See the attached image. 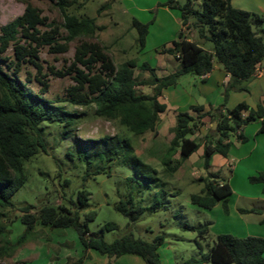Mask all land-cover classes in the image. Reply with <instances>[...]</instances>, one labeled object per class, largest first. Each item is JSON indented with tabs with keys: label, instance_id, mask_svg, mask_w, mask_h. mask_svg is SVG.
Returning <instances> with one entry per match:
<instances>
[{
	"label": "trees",
	"instance_id": "trees-1",
	"mask_svg": "<svg viewBox=\"0 0 264 264\" xmlns=\"http://www.w3.org/2000/svg\"><path fill=\"white\" fill-rule=\"evenodd\" d=\"M19 1L26 4L25 11L0 26V206H13L12 195L27 179L25 162L45 150L41 125L47 121L60 124L63 139L74 138L76 151L86 163V176L103 172L111 175L113 165L119 162L134 169V175L128 176L127 181H135L143 186V196L145 189L154 191L153 201L149 206L142 205L134 195H128L115 204L117 211L131 221H136L145 210L155 212L165 207L164 198L168 191L160 185L159 170L140 157L127 133L137 136L149 132L158 133L160 113L166 109L159 96L164 87L175 84L182 75L206 74L218 62L236 81L250 78L258 64L264 61L263 16L234 7L232 0H200L201 8L195 7L197 0H186L184 3L168 0L170 7L180 9L182 25L186 29L194 30L197 39H189L186 32L181 31L170 46L162 48L163 52L176 56L181 62L180 68L164 77H159L155 68L146 62L138 66L135 59L126 60L118 66L100 43L82 41L76 47L75 58L69 69L66 72H57L62 76L73 74L76 84L68 88V100L72 104L85 106L96 104L98 116L118 119L127 133L98 139H81L72 132L78 115L65 110L63 106H56L43 96L48 83L43 79L44 68L39 52L40 47L46 44L52 45L56 52L68 51L70 41L80 35L94 34V19L67 11V7L77 0H58L64 15L63 26L67 31V35L61 37L65 41L61 42L59 26L54 21L47 22L48 18L31 0ZM115 1L117 0H109L99 10L112 7ZM133 25L139 31L138 42L141 50L146 45L149 25L138 18H134ZM41 26H49L50 29L43 31ZM208 42L212 43L210 49L206 47ZM10 48L13 56H4ZM27 64L37 69L35 78L45 85L41 92H34L30 88V78H22V71ZM135 68L149 70L151 76L138 79ZM140 85L153 86L152 94L139 91ZM234 86L227 87L226 95ZM193 112L196 115L188 111L177 114L167 155L180 151V161H183L197 151L201 141L193 136L200 130L203 116L211 115L217 121V127L204 140L202 158L203 166L207 170L213 154L226 155L229 152L234 135L245 140L238 131L247 123L261 119L259 131L264 133V103L256 108L240 103L232 109L223 110L218 107L207 113H203L201 107H194ZM68 155L73 158L75 153L69 152ZM170 161V156L165 157V164ZM200 179L204 181L202 190L190 196L194 205L212 208L219 200L226 201L233 193L231 184L227 180L219 179L215 173L208 172ZM250 180L264 184V172L251 176ZM69 182V179H65L64 183L67 185ZM90 198V192L83 189L78 192L75 200L71 199L70 203L76 209L68 205H43L39 211V219L42 224L55 228L74 227L85 251L95 249L110 257L125 253L138 254L148 264H162L158 247L165 241L164 236L146 241L129 234L107 242L104 231L114 228V223H107L100 234L91 233L88 221L94 219L96 210L86 213L84 221L80 213L88 205ZM22 209L26 212L23 221L29 229L33 228L35 215L31 213L32 205H25ZM193 229L198 232L197 245L202 250L200 240L206 238L209 224ZM200 254L199 257H191L176 264H264V238L252 235L238 237L224 233L217 236L209 252L201 251ZM83 263L84 256L68 264Z\"/></svg>",
	"mask_w": 264,
	"mask_h": 264
},
{
	"label": "rangeland",
	"instance_id": "rangeland-1",
	"mask_svg": "<svg viewBox=\"0 0 264 264\" xmlns=\"http://www.w3.org/2000/svg\"><path fill=\"white\" fill-rule=\"evenodd\" d=\"M108 1L77 0L72 3L67 11L93 18L94 34L80 35L70 41L66 52H56L49 44L42 45L39 52L44 68L43 79L48 83L43 96L56 106H63L65 110L78 115L72 132L81 139L125 135L127 131L118 119L98 116L96 104L85 106L72 104L68 100V88L76 84L73 74L62 76L57 72L69 69L78 44L85 40L100 43L118 66L126 60L135 59L138 66L146 62L156 68L162 60V55L157 52L170 46L181 31H185L190 37L195 34V38H192L197 39L194 30L182 25L180 9L168 8V0H117L112 7L99 10ZM179 1L184 3L186 0ZM31 3L42 10L43 15L48 18L47 22L54 21L59 26L60 40L64 42L61 37L66 36L67 31L63 26L64 15L58 0H31ZM195 7L201 8L200 0L195 1ZM25 8L26 4L19 0H0V26L21 15ZM134 18L149 25V41L141 50L139 31L133 25ZM41 29L49 30L50 27L41 26ZM206 47L212 48V43L208 42ZM3 55L13 56L12 48ZM36 74L37 69L27 64L21 75L24 79H31L29 86L34 92H41L45 85L35 78ZM135 75L138 79H146L151 73L149 70L135 68ZM148 86L140 85L139 91H149ZM62 130L57 122L42 123L45 150L25 162L27 179L12 195L13 206H0V264H68L82 256L86 264H92L95 254L101 253L95 249L85 251L74 227L55 228L42 224L39 219V211L43 205H68L76 209L70 203L71 199L75 200L78 192L83 189L90 192L91 198L88 205L80 211L82 220L84 221V215L89 211L97 212L94 219L88 221L91 233L100 234L107 223H114V228L104 231L107 242L129 234L146 241L164 236L165 243L159 252L161 261L183 262L191 257H199L198 232L193 228L209 224L210 218L200 212L203 209L194 205L190 196L192 193H199L204 186V181L200 178L208 173L202 165L197 163L194 171L187 170L185 166L190 161H180L178 154L167 155L170 145L168 134L149 132L137 136L127 133L140 157L159 170L160 185L168 191L164 198L165 207L155 212L145 210L136 221H131L115 209V204L128 195H134L146 207L152 203L154 191L145 189L143 196V186L135 181H127L128 176L134 175V169L119 162L113 165L111 175L103 172L86 176V163L76 151L74 138L63 139ZM197 138L203 140L200 135ZM69 152L75 153L73 158L68 155ZM167 156L171 157L169 164L164 163ZM192 160H197V156ZM227 173L229 174L228 171ZM65 179L70 180L67 185L64 183ZM239 186L242 187L241 184ZM25 205H32L31 213L35 215L31 229L23 221L26 212L22 207ZM205 212L208 214V211ZM219 223L227 224L228 221L220 218ZM215 233L212 230L205 240H200L204 251L208 249V244H213V239L217 236Z\"/></svg>",
	"mask_w": 264,
	"mask_h": 264
},
{
	"label": "crops",
	"instance_id": "crops-1",
	"mask_svg": "<svg viewBox=\"0 0 264 264\" xmlns=\"http://www.w3.org/2000/svg\"><path fill=\"white\" fill-rule=\"evenodd\" d=\"M232 4L234 7L264 15V0H232ZM168 8L170 9L171 7L168 6ZM262 28L264 29V22ZM191 35L195 38V34ZM192 37L189 35V39H193ZM148 41L149 30L146 37V45ZM157 53L162 55L160 64L155 68V72L159 77H164L180 68L181 62L176 56H168L170 53L163 52L162 49ZM229 85L235 86L230 88L226 95ZM148 87L149 91H144V93L152 94L153 86L149 85ZM159 100L166 105V109L160 113L157 134H168L170 143L174 135L173 128L176 126L179 112L188 111L196 115L193 112L194 107H201L202 112L207 113L218 107L223 110L232 109L240 103H246L252 108L264 103V61L258 64L255 73L250 78L242 81H236L222 64L216 62L214 68L206 74L188 73L182 75L175 84L162 89ZM260 126L261 119L247 123L238 131L245 137V140H241L234 135L231 138L229 152L226 155L221 153L213 154L210 168L208 170L205 169L207 173H215L219 179L227 180L233 189V193L226 201L219 200L212 208L201 207L203 210H200V212L210 218L207 236L214 230L217 236L228 233L238 237L252 235L264 238V184L250 180L251 176L264 172V133L259 131ZM216 127L217 121L211 115L205 114L202 118L200 130L193 136L199 140L197 135H200L203 140H199L201 142L198 150L186 159V161H190V164H186L185 169L194 171V166L197 163L203 166L204 140L212 134ZM216 138L217 136L214 137V139ZM177 154L179 158L180 151L176 152V156ZM195 155L197 160L193 161L192 158ZM240 184L242 185L241 188ZM253 208H258L259 210L252 211ZM205 211H208V214ZM220 218L224 219L225 222L228 221V223L220 225ZM217 236L213 239V244ZM164 243L165 241L158 247V253ZM213 244H208L206 251H204V245L202 244L203 248L200 253L201 251L203 253L209 252ZM200 253L199 256L201 255ZM161 263L176 264L181 262L166 260L161 261ZM84 264L86 263L84 262ZM92 264L148 263L138 254L125 253L112 257L95 254ZM201 264L213 263L203 262Z\"/></svg>",
	"mask_w": 264,
	"mask_h": 264
}]
</instances>
